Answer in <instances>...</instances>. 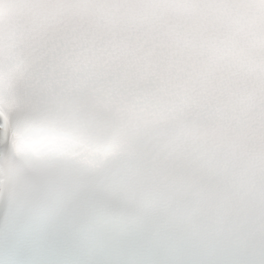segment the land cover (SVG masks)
Returning a JSON list of instances; mask_svg holds the SVG:
<instances>
[{
    "label": "snow or ice",
    "instance_id": "6c2138e0",
    "mask_svg": "<svg viewBox=\"0 0 264 264\" xmlns=\"http://www.w3.org/2000/svg\"><path fill=\"white\" fill-rule=\"evenodd\" d=\"M262 34L264 0H0V264H264Z\"/></svg>",
    "mask_w": 264,
    "mask_h": 264
}]
</instances>
